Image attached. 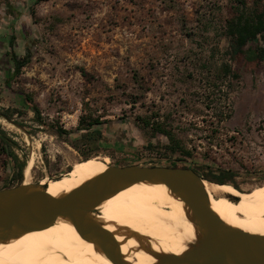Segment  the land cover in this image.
Returning a JSON list of instances; mask_svg holds the SVG:
<instances>
[{"label":"rangeland","instance_id":"obj_1","mask_svg":"<svg viewBox=\"0 0 264 264\" xmlns=\"http://www.w3.org/2000/svg\"><path fill=\"white\" fill-rule=\"evenodd\" d=\"M255 4L264 0H0V189L67 176L95 156L228 170L240 192L262 186L264 59L252 54L264 34L237 53L228 29ZM12 53L27 62L8 76ZM81 114L115 121L96 146L56 132ZM171 139L190 156L170 152ZM11 150L26 163L19 183Z\"/></svg>","mask_w":264,"mask_h":264},{"label":"bare ground","instance_id":"obj_2","mask_svg":"<svg viewBox=\"0 0 264 264\" xmlns=\"http://www.w3.org/2000/svg\"><path fill=\"white\" fill-rule=\"evenodd\" d=\"M29 157L35 159L33 149ZM107 166V157H89L74 162L67 176L39 184L44 185L48 195L58 197ZM201 184L220 221L245 232L264 233V184L250 192L207 178H202ZM228 195L237 200H229ZM95 210L88 215L113 235L127 264H163L166 257L191 250L201 238L191 210L160 182L142 180L126 186L101 201ZM0 264L114 263L99 245L60 214L42 229L0 236Z\"/></svg>","mask_w":264,"mask_h":264},{"label":"water","instance_id":"obj_3","mask_svg":"<svg viewBox=\"0 0 264 264\" xmlns=\"http://www.w3.org/2000/svg\"><path fill=\"white\" fill-rule=\"evenodd\" d=\"M202 178L188 167L130 164L107 166L103 172L58 197L48 195L40 184L21 183L2 188L0 236L42 229L63 214L99 245L114 264H127L113 235L88 212H95L101 201L126 186L142 180L156 181L165 184L188 206L201 234L191 250L170 255L163 264H264V235L245 232L220 221L209 206ZM227 198L237 200L230 195Z\"/></svg>","mask_w":264,"mask_h":264},{"label":"trees","instance_id":"obj_4","mask_svg":"<svg viewBox=\"0 0 264 264\" xmlns=\"http://www.w3.org/2000/svg\"><path fill=\"white\" fill-rule=\"evenodd\" d=\"M239 8H243L246 5V0H237ZM228 29L229 34L232 38L234 47L236 48L237 53L242 52V47L248 42L255 39L257 36H263L264 34V7H258L257 4L252 8L250 14L245 15L239 12L237 15L228 20ZM12 37V36H11ZM12 43V40H10ZM254 59L263 60L264 59V46L258 47L256 51L252 54ZM12 61V71L8 72V76H14L18 74L21 68L26 64L27 60L22 58L19 59L15 54H11ZM29 102V108L33 112L35 120L39 124H43L39 118V109L32 103V100L28 97L25 98ZM8 116V115H6ZM115 121L104 120L101 121L98 117H92L91 115L81 114L78 117L77 125L74 129H65L61 125H56V132L59 135L70 134L72 132L80 133L82 140L88 145H97L98 140L103 136V128H111L114 125ZM165 132V131H163ZM0 140L5 142L6 137L3 131H0ZM172 140V139H171ZM169 145V151L174 153L178 152L181 156L189 157L190 153L186 149L182 148L178 142L171 141ZM15 144V143H13ZM10 159L13 161L15 166V176L13 180L16 183H19L23 177V170L25 167V162L20 161L18 155L11 150L9 154ZM175 166V165H174ZM186 167V166H182ZM193 169V168H192ZM199 175L203 178H207L212 182L225 183L230 180V173L228 170L219 171L217 173H203L194 169Z\"/></svg>","mask_w":264,"mask_h":264}]
</instances>
